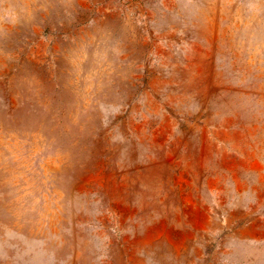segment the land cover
<instances>
[{"label": "rangeland", "instance_id": "1", "mask_svg": "<svg viewBox=\"0 0 264 264\" xmlns=\"http://www.w3.org/2000/svg\"><path fill=\"white\" fill-rule=\"evenodd\" d=\"M214 1L0 0V238L264 264V0Z\"/></svg>", "mask_w": 264, "mask_h": 264}, {"label": "crops", "instance_id": "2", "mask_svg": "<svg viewBox=\"0 0 264 264\" xmlns=\"http://www.w3.org/2000/svg\"><path fill=\"white\" fill-rule=\"evenodd\" d=\"M198 2H205L216 10V3L214 0H198ZM0 248L6 253L4 257H0V264H15V260H19L20 257L26 256L28 258L35 257L38 254H49L53 256V259L48 264H55V253L52 248L44 246H34L31 243L25 242H10L4 238H0ZM12 244L13 246H9ZM14 256V258H10Z\"/></svg>", "mask_w": 264, "mask_h": 264}]
</instances>
